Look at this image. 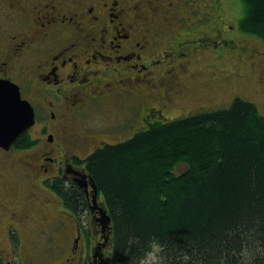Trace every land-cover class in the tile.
Segmentation results:
<instances>
[{"label": "flooded vegetation", "instance_id": "1", "mask_svg": "<svg viewBox=\"0 0 264 264\" xmlns=\"http://www.w3.org/2000/svg\"><path fill=\"white\" fill-rule=\"evenodd\" d=\"M227 1L0 0V79L34 110L30 129L0 147V222L16 256L22 230L50 225L44 193L61 202L48 213L64 207L60 224L74 219L62 264H108L111 227L101 221L102 195L86 160L155 123L213 111L212 86L242 98L227 85L242 69L225 72L222 62L264 53L249 46ZM257 61L250 71L264 73ZM59 184L84 196L81 212L64 206Z\"/></svg>", "mask_w": 264, "mask_h": 264}, {"label": "trees", "instance_id": "2", "mask_svg": "<svg viewBox=\"0 0 264 264\" xmlns=\"http://www.w3.org/2000/svg\"><path fill=\"white\" fill-rule=\"evenodd\" d=\"M241 1L240 29L264 39V0ZM86 162L112 221L108 264H140L156 239L162 264H264V115L253 102L155 123ZM54 189L67 209L86 207L77 189Z\"/></svg>", "mask_w": 264, "mask_h": 264}, {"label": "rangeland", "instance_id": "3", "mask_svg": "<svg viewBox=\"0 0 264 264\" xmlns=\"http://www.w3.org/2000/svg\"><path fill=\"white\" fill-rule=\"evenodd\" d=\"M226 10L232 15V17L238 16L235 21L237 25L239 20L245 16L244 5L241 0H228L226 3ZM9 22L7 19L2 21V25L6 26ZM249 46H257L261 53H264V39L257 38V36L249 35L247 36ZM259 62L262 65L264 61V54L259 55L256 59L247 60L246 55L240 56L235 61L225 60L222 62L224 65L225 72L233 71L234 69L241 68L243 73V78L232 79L227 82L230 90L233 91L237 96L253 102L259 109V111L264 115V73L260 71L258 65L255 66L259 68L258 71L251 72L249 63L250 61ZM258 75V77H256ZM258 80V81H257ZM261 80V82L259 81ZM259 82V83H258ZM216 84V82H213ZM211 95L209 98H213L214 102L219 104L214 106V109H227L231 104V95L228 94L229 89L224 86L222 88L211 87ZM206 101H208L206 99ZM89 122H91L89 120ZM183 168H178V171H182ZM48 196L50 202H47L45 213L48 214L50 218V225H40V223L35 224V226L29 224L24 230H22V243L19 244L18 256L11 251V244L8 237V232L6 229V221L2 220L0 222V256L7 257L12 264H62L64 256L67 251L70 250L71 240L74 237V219H69L70 222H65L60 224L63 219L62 213L59 211L64 207L59 206L57 212L48 213L49 203L58 206L61 202L55 195H45ZM43 214V213H42ZM67 218L66 215L64 216ZM71 217V216H70ZM35 221H32L34 223ZM70 236V238H69ZM21 241V240H20ZM0 264L2 263L0 260ZM140 264H155L150 258H145Z\"/></svg>", "mask_w": 264, "mask_h": 264}, {"label": "water", "instance_id": "4", "mask_svg": "<svg viewBox=\"0 0 264 264\" xmlns=\"http://www.w3.org/2000/svg\"><path fill=\"white\" fill-rule=\"evenodd\" d=\"M33 123V108L28 101L22 99L19 87L11 81L0 79V147L9 149ZM80 185L87 190V183ZM91 186L97 193L96 185L92 183ZM93 199L96 202L95 195ZM101 215L103 226H110L111 217L107 208L101 209Z\"/></svg>", "mask_w": 264, "mask_h": 264}, {"label": "clouds", "instance_id": "5", "mask_svg": "<svg viewBox=\"0 0 264 264\" xmlns=\"http://www.w3.org/2000/svg\"><path fill=\"white\" fill-rule=\"evenodd\" d=\"M164 245L158 240H152L149 242V248L146 249V258H150L155 264H162L164 259L162 255Z\"/></svg>", "mask_w": 264, "mask_h": 264}, {"label": "bare ground", "instance_id": "6", "mask_svg": "<svg viewBox=\"0 0 264 264\" xmlns=\"http://www.w3.org/2000/svg\"><path fill=\"white\" fill-rule=\"evenodd\" d=\"M111 223H112V221H111ZM111 234H112V230H111ZM101 256H102V259H103V256H104V253L103 252L100 254V257Z\"/></svg>", "mask_w": 264, "mask_h": 264}]
</instances>
